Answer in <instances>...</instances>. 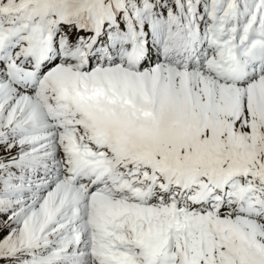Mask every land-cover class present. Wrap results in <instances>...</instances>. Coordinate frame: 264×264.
<instances>
[{"label": "snow or ice", "instance_id": "6c2138e0", "mask_svg": "<svg viewBox=\"0 0 264 264\" xmlns=\"http://www.w3.org/2000/svg\"><path fill=\"white\" fill-rule=\"evenodd\" d=\"M0 264H264V0H0Z\"/></svg>", "mask_w": 264, "mask_h": 264}]
</instances>
